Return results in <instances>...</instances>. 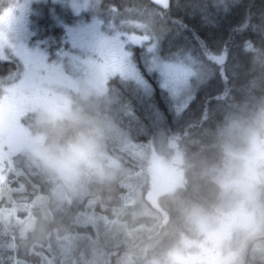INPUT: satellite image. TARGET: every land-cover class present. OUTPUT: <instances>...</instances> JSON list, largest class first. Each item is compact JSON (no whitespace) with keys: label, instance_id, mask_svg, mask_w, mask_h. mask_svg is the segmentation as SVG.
Returning a JSON list of instances; mask_svg holds the SVG:
<instances>
[{"label":"clouds","instance_id":"1","mask_svg":"<svg viewBox=\"0 0 264 264\" xmlns=\"http://www.w3.org/2000/svg\"><path fill=\"white\" fill-rule=\"evenodd\" d=\"M26 2L0 0V58L19 51ZM86 2L91 11L97 0ZM255 34L254 46L235 54L228 94L196 118L201 139L177 152L163 185L150 182L147 164L134 173L121 156L127 133L111 46L87 60L45 53L0 77L5 141L10 105L26 121L5 156L38 188L27 243L49 251L48 264H140L141 244L159 246L147 264H264V22ZM118 187L127 193L116 220L95 237L80 232L88 221L71 205L89 198L103 206L101 194Z\"/></svg>","mask_w":264,"mask_h":264},{"label":"snow or ice","instance_id":"2","mask_svg":"<svg viewBox=\"0 0 264 264\" xmlns=\"http://www.w3.org/2000/svg\"><path fill=\"white\" fill-rule=\"evenodd\" d=\"M230 0H27L17 55L0 58V77L24 70V63L45 53L87 60L111 46L114 98L137 135L180 125L186 117L227 95L239 65L234 48L254 46L257 24L245 20L233 35L213 44L193 33L195 45L176 43L187 29L173 9L199 15L209 25L228 11ZM169 22L171 26H169ZM240 37L238 44L236 36ZM246 59V58H245ZM204 98L197 105L198 93ZM0 264H48L51 253L27 243L29 222L38 198L37 185L19 170L0 171Z\"/></svg>","mask_w":264,"mask_h":264},{"label":"trees","instance_id":"3","mask_svg":"<svg viewBox=\"0 0 264 264\" xmlns=\"http://www.w3.org/2000/svg\"><path fill=\"white\" fill-rule=\"evenodd\" d=\"M172 15L174 17H181L183 19L184 24L187 25V29H182L180 31L181 40H176V43L180 44H187L189 46L195 45V40L193 38V33L198 35L201 39H207L208 41L212 42L213 44L222 43L225 40H228L229 36L233 35V29L238 27L241 23H243L245 20L250 19L252 23L254 24H261L264 22V0H230V4L228 7V11H219L215 14V24L209 25L204 23L200 16L197 15H190L188 12H186L183 9H173ZM169 26H171L169 22ZM249 36L255 38V33H249ZM240 41V37L237 35L235 38V43L238 44ZM234 52H238V48L233 49ZM254 86V82H253ZM204 93L200 92L198 93L197 97V105L203 101ZM221 98V97H220ZM236 99L239 100V95L236 96ZM215 102H213L214 104ZM207 116V113L204 111L203 114H194L189 117H186L184 122L181 123L178 126L181 125H198L196 122V118H200L201 120L205 119ZM25 121V120H24ZM125 122H128L127 118H124ZM26 123V121H25ZM123 125V124H122ZM132 127H130L131 129ZM135 130L133 129L134 133ZM176 135L179 134L175 133ZM136 138L135 136H133ZM185 139L177 138V141L180 143L184 141ZM127 142L125 146V150L121 152V156L123 157L124 162H126L127 167L132 170L134 173H138L141 171L142 167H144L147 163H141L138 161V158H136L132 153V149H127ZM8 170H13L14 165H8ZM26 178V177H24ZM138 177H136L137 179ZM27 179V178H26ZM4 183V179L0 180V184ZM126 188L118 187V190L116 192L111 193L113 195V198L111 197V194L105 192L102 193V200H103V206L99 202H89V198L84 199V206L82 210L74 209L71 205L70 211L73 213H79L80 211L88 210L93 213H95L98 217H113L116 219V216L113 212V209L117 206L119 203L121 197L127 193ZM116 200V202H115ZM90 205L87 207L86 205ZM87 207V208H86ZM82 217L84 216L82 213L80 214ZM80 232H87L89 235L95 237L96 234H98V231L102 233L103 226L96 228L93 230L92 227H89L86 225L85 228L79 229ZM146 239V238H145ZM124 245L121 244L119 248H113L112 250L116 253V255L120 254V251L123 250ZM147 250L146 247L141 244L137 248V258L140 261V264H147V261L143 258L142 255L146 254ZM115 258V257H114Z\"/></svg>","mask_w":264,"mask_h":264},{"label":"rangeland","instance_id":"4","mask_svg":"<svg viewBox=\"0 0 264 264\" xmlns=\"http://www.w3.org/2000/svg\"><path fill=\"white\" fill-rule=\"evenodd\" d=\"M176 40H181V36L179 35ZM8 121H9V132H8V136H7V140L5 141V137L3 135L2 132H0V171H5L7 172L8 170V165H12L11 160H9L6 156L5 153L8 150L9 145H14L16 143L19 142V127L20 125H22L21 121H22V116L20 113L19 108L16 105H10L8 108ZM127 133V139L126 142L129 143L127 144V146H132V150L131 153L138 159H140L141 161L144 160L145 163L148 162L149 166H148V172H152V166L153 165H158L157 162H155L154 158L156 157V160L159 159V152L157 150H155V147L157 145L158 141H162L163 137H164V130L163 127L157 128L152 134H141V135H137L136 132L134 133H129L128 131ZM133 136H135L136 138H134ZM139 136V139H138ZM158 144L163 145V142H158ZM144 148L142 150H139V148ZM145 149H149L150 151L145 153ZM143 153H145L143 155ZM151 153L152 155H149L148 157L146 156V154ZM153 159V161H152ZM150 164H152L150 166ZM3 176H0V180H3ZM84 200L82 202H75L74 204H72V206H74L73 208L82 210L83 206L85 203H83ZM87 207H89L90 205H86ZM86 207V208H87ZM83 214V218L86 219L88 221L87 225L89 227H92L93 230H95L96 228H99L101 226L104 227V225L110 221H114L116 219H114L113 217H98L95 213L88 211V210H84V211H80L79 214ZM123 219V218H121ZM103 233V231H102ZM97 235V234H96Z\"/></svg>","mask_w":264,"mask_h":264},{"label":"flooded vegetation","instance_id":"5","mask_svg":"<svg viewBox=\"0 0 264 264\" xmlns=\"http://www.w3.org/2000/svg\"><path fill=\"white\" fill-rule=\"evenodd\" d=\"M35 58H42V57H35ZM124 118L126 116L122 115V119L120 121L121 127L127 132L132 133L133 128L130 129V125L128 122L124 121ZM22 124H25L24 119L22 118L21 121ZM123 124V125H122ZM164 137L162 141L163 145L157 143L155 150L159 152V159L156 160V157L154 158L155 162H157L158 165H153L152 172H148V179L150 182L154 185H163L165 183H168L173 176V168H172V161L174 160L177 152L183 148L191 147L195 142L199 141L201 139L202 135V129L199 125H172V126H164ZM176 135L175 133H178ZM185 139L182 142H178L177 138ZM139 139V136H138ZM129 144V143H128ZM127 149H132V146H127ZM144 148H139V150H142ZM150 151L149 149H145V153ZM143 153V155L145 154ZM149 155H152L151 153L146 154L148 157ZM139 162L145 163L144 160L141 161L138 159ZM153 161V159H152ZM152 164H150L151 166ZM137 179H140L139 177ZM127 191V190H126ZM111 197L113 198V195L111 194ZM116 202V200H115ZM255 243V242H253ZM251 247V244L249 245ZM147 253L142 255L143 258L148 262L152 259V257L157 254L159 250L158 245H153L152 247H146Z\"/></svg>","mask_w":264,"mask_h":264}]
</instances>
